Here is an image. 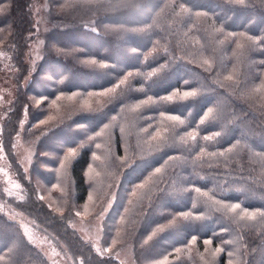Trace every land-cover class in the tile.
Returning <instances> with one entry per match:
<instances>
[{"label": "trees", "instance_id": "trees-1", "mask_svg": "<svg viewBox=\"0 0 264 264\" xmlns=\"http://www.w3.org/2000/svg\"><path fill=\"white\" fill-rule=\"evenodd\" d=\"M49 2L32 65L34 0H0V51L16 70L9 203L75 264H121L129 244L135 264H264V0ZM24 122L29 172L14 150ZM111 199L103 256L72 224ZM0 264H52L1 210Z\"/></svg>", "mask_w": 264, "mask_h": 264}, {"label": "rangeland", "instance_id": "rangeland-1", "mask_svg": "<svg viewBox=\"0 0 264 264\" xmlns=\"http://www.w3.org/2000/svg\"><path fill=\"white\" fill-rule=\"evenodd\" d=\"M49 0H34V14L36 20L35 40L31 43L28 53L27 62L35 64L40 61L44 55L47 34L51 29V14ZM0 191L3 190V199L0 198V210L17 222L30 243L38 248L44 256L52 264H75L72 257L63 251L62 246L55 240L35 229L32 222L22 213L17 211L10 199L20 197L19 184L15 179V175L11 170L7 156L4 153L2 144L3 123L7 118L8 112L12 108V104L16 97L15 74L16 70L11 68L8 63L5 52L0 51ZM25 122L21 126V132L16 137L14 150L17 161L21 164L26 172L30 171L31 165L34 163L37 153V140H26L23 136ZM111 199L105 207V210L95 218H78L72 224V228L76 230L81 237L95 248L101 255H109V247L102 246L103 221L105 213L112 204ZM87 218V219H85ZM210 252V251H206ZM218 255V251L215 252ZM213 252L208 254L207 262H213L216 255ZM114 258L121 264H135L133 255V245L129 244L119 250Z\"/></svg>", "mask_w": 264, "mask_h": 264}, {"label": "snow or ice", "instance_id": "snow-or-ice-1", "mask_svg": "<svg viewBox=\"0 0 264 264\" xmlns=\"http://www.w3.org/2000/svg\"><path fill=\"white\" fill-rule=\"evenodd\" d=\"M240 2H242V0H240ZM104 6H105V7H113V5H112L111 3H108V4L104 5ZM130 76H132V73H128V76L124 77V79L120 81V84H124V83L128 80V78H129ZM228 79H231V77H228ZM117 87H119V85H117ZM114 90H115V89H110L109 91L111 92V91H114ZM107 94H108V93H104V92L100 93V95H107ZM183 95H184V97H188L189 95H194V93L185 92ZM167 99H168V100H171L172 97L169 96V97H167ZM140 103H141V104H145V103H147V102H146V101H141ZM138 107H140L139 104L137 105V108H138ZM208 111H209V113H211V112H212V109L210 108ZM162 115H163V113H162ZM168 118H169L170 120H179V119H180L178 116H169ZM50 119H51V118H50ZM181 123H182V121H181ZM97 135H100V134L98 133ZM188 135H189V136H192V139H195V136H194L192 133H188ZM181 139H183V137H181ZM96 147L99 148L100 145L97 144ZM68 155H69V156H75V155H76L75 150H70L69 153H68ZM96 158L99 159V157H96ZM156 171L159 172L160 169H156ZM196 191L199 192L200 190H199V189H196ZM232 207H233V210H235L236 208H239L240 205H239V204H235V205H233ZM244 215L248 216L250 219H254L256 214H255V213H248V212H245ZM204 243H205V244H208V243H211V241H210V240H205ZM217 251L219 252V251H221V249H217Z\"/></svg>", "mask_w": 264, "mask_h": 264}]
</instances>
